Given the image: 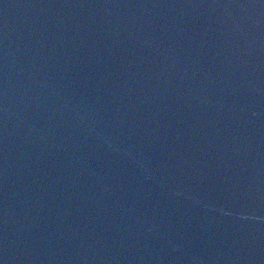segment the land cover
Instances as JSON below:
<instances>
[{
    "label": "water",
    "instance_id": "obj_1",
    "mask_svg": "<svg viewBox=\"0 0 264 264\" xmlns=\"http://www.w3.org/2000/svg\"><path fill=\"white\" fill-rule=\"evenodd\" d=\"M0 264H264V0H0Z\"/></svg>",
    "mask_w": 264,
    "mask_h": 264
}]
</instances>
